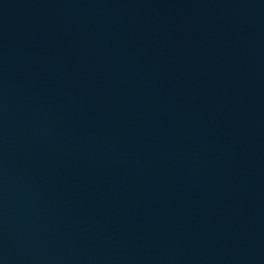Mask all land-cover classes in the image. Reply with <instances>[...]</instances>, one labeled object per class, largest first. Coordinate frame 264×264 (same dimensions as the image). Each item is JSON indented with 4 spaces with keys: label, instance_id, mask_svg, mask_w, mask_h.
Listing matches in <instances>:
<instances>
[{
    "label": "water",
    "instance_id": "obj_1",
    "mask_svg": "<svg viewBox=\"0 0 264 264\" xmlns=\"http://www.w3.org/2000/svg\"><path fill=\"white\" fill-rule=\"evenodd\" d=\"M0 264H264V0H0Z\"/></svg>",
    "mask_w": 264,
    "mask_h": 264
}]
</instances>
